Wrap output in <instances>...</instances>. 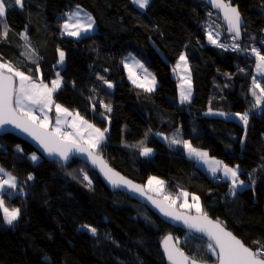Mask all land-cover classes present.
<instances>
[{
	"label": "trees",
	"instance_id": "obj_1",
	"mask_svg": "<svg viewBox=\"0 0 264 264\" xmlns=\"http://www.w3.org/2000/svg\"><path fill=\"white\" fill-rule=\"evenodd\" d=\"M225 1L243 17L241 41L233 40L219 14L200 0H149L143 9L132 0H23L22 8L11 0L0 18V61L49 86L59 73L54 103L108 129L97 154L109 165L143 184L151 176L160 178V196L184 191L199 197L206 214L255 250L264 245V102L253 107L255 58L249 49L256 46L264 55V0ZM76 6L88 10L95 24L93 32L79 38L61 31ZM206 25L219 31L220 43L236 44L241 52L211 44ZM59 50L64 51L62 67ZM181 54L192 90L185 103L175 69ZM128 55L154 75L152 91L128 80L123 68ZM258 79L264 85V76ZM208 110L224 114L212 116ZM51 113L56 115L54 108ZM229 113H248L247 124ZM177 128L193 146L238 165L239 179L247 180L244 188L233 193L230 179L208 175L196 157L160 137ZM141 142L152 149L150 155L142 156L141 148L134 147ZM35 152L14 135L0 136V167L18 186L12 198L0 195L6 206L20 209L12 225L0 213V264H166L159 243L168 234L189 256L216 261L204 237L174 227L126 193L110 190L84 161L73 158L62 165L36 152L34 162L29 155Z\"/></svg>",
	"mask_w": 264,
	"mask_h": 264
},
{
	"label": "snow or ice",
	"instance_id": "obj_2",
	"mask_svg": "<svg viewBox=\"0 0 264 264\" xmlns=\"http://www.w3.org/2000/svg\"><path fill=\"white\" fill-rule=\"evenodd\" d=\"M132 3L137 5L139 8H145L149 0H132ZM11 4V0H0V18L6 16V8ZM16 6L23 7V0H14ZM211 6L219 9L224 19L228 24V30L234 33L233 40H238L240 37V25L241 18L238 10L231 6L229 3H225L224 0H211ZM93 21L90 15L86 18H81L79 12H72L68 15L62 25V30L69 36L80 37L82 34L90 32L92 30ZM4 37L7 36V28L5 27L2 33ZM218 35V34H217ZM21 38L27 40V36L23 33ZM208 39L211 43L217 44V40L213 38L211 32L208 34ZM218 47H224L222 44H217ZM233 50L238 49V45H232ZM252 55L256 58V72L259 76H264V55L261 51L252 48ZM60 61L64 60V53L59 52ZM183 62L186 68V58L183 54L180 55L177 67ZM136 67L143 69V65L136 62ZM125 68L129 69V79L137 84L138 87H144L147 91L153 90L155 84V78L151 81H145L147 83H137V79L134 78L135 73L128 64H125ZM38 70V69H37ZM147 72L146 69H144ZM243 71V70H242ZM150 75V74H149ZM103 79V77H100ZM189 81L188 89L185 90L182 87L181 90V102L189 100L191 96V85H190V74L186 78ZM108 87L112 85L105 81ZM61 86V79L59 73L57 78L51 82V87L44 84L43 81L36 83L32 77L25 75L24 72L17 70L10 63H0V128L6 125H11L15 129H19L21 132L26 133L32 137L39 146L49 156H57L60 160L66 161L69 159V155L72 152L86 153L89 160L94 165L100 166L101 172L104 173L105 178L109 180L114 186L119 183L125 186L131 187L133 191L140 192L141 195H145L142 188L137 185H133L131 181L125 180L123 177H119L118 173L112 171L107 167V164L102 158L96 155L101 143L105 139V133L108 131L107 128L101 130L88 121L84 120L78 113L73 115L68 109L62 107L60 104H54L53 93ZM252 96L255 98V104L253 107H260L261 103L264 102V85L253 77L252 87L250 88ZM102 106L106 111H111L110 105L103 104ZM53 106L56 110L55 125L53 126L50 122L49 112ZM223 115V113H220ZM239 119L246 125L248 122V113L237 114ZM72 116V120L68 121V117ZM71 129V131H67ZM171 144L183 143L184 149L190 156H195L199 159H203L206 163L208 162V153L199 151L192 147L188 141H179L172 139ZM140 147V155L148 156L151 154L152 149L143 147L142 142L140 145L134 147ZM32 161H36L38 157L32 154L30 157ZM210 171L215 174L217 171H222L224 176L232 181V191L235 192L238 184L242 185L243 181L239 180L238 169L228 167L221 161H212L210 165ZM0 173H3L6 178H0V193H6L9 198H12L17 192L16 178L10 173L5 172L3 168H0ZM118 177V179H114ZM33 177L29 175L28 179L31 180ZM84 180H87L89 185L91 181L85 174ZM149 186L155 184L158 187L151 189L156 191L159 195L163 191L164 182L158 180L156 177H150L148 181ZM11 189L12 191H7ZM22 193L23 189H19ZM189 193L179 192L176 197L168 195L164 196L163 201L153 199L148 196V199L157 207L160 212L173 220L182 221L190 230L195 232L203 233L208 237L207 250L215 257L216 264H264V245H261L255 251L245 246V244L234 236L231 232L227 231L220 221H212L209 219L207 214L203 211L199 197L193 195L191 197L192 203L188 202ZM183 198V203L179 205L181 209L187 211L178 212L175 210L177 202ZM195 210L196 215H191L190 211ZM0 213H2L3 222L7 225H12L20 215L19 208H9L6 206L3 195H0ZM93 235L96 234V229L85 225ZM172 237H165L163 246L165 254L171 264H200V262L193 257H189L183 251H181L176 243H171ZM254 243H259L254 242Z\"/></svg>",
	"mask_w": 264,
	"mask_h": 264
},
{
	"label": "water",
	"instance_id": "obj_3",
	"mask_svg": "<svg viewBox=\"0 0 264 264\" xmlns=\"http://www.w3.org/2000/svg\"><path fill=\"white\" fill-rule=\"evenodd\" d=\"M200 1H202L203 3H205V4H206L211 10L216 11V12L219 14L220 21H221V23L223 24V26L225 27V29H226V33L229 34V35H231V36H233L234 33H231V32H229V30H228V24H227V22H226L225 19H224V15H223V13H222L219 9L213 8V7L211 6V0H200ZM224 2L227 3L225 0H224ZM229 4H231V3H229ZM231 6L234 7V8H236V9L238 10L237 6H235V5H233V4H231ZM238 12H239V10H238ZM239 13H240V12H239ZM240 18H241L240 37H239V39L236 40V41H241V40H242V34H243V33H242V29H243V27H244V20H243V17H242V15H241V13H240ZM171 75H172V78H173L174 80H176V76H175V74H174V70L171 72ZM5 134H11V135H14V136H16V137H18V138H20V139H22V140H24V141L29 142V143L32 145V147L34 148V150H35L39 155H41L42 157H44V158H46V159H48V160H54V161H57V162H59V163L62 164V165H66V164H68L73 158H77V159H80V160L84 161L89 167H91L94 171L97 172V174H98L99 177L101 178V180H102V182L104 183V185H105L107 188H109L110 190H113V191H121V192L126 193L130 198H132V199H134V200H136V201H138V202H140V203L146 205V206H147V207H148V208H149L154 214H156V215H157L160 219H162L163 221L169 223L170 225H172V226H174V227H179V228H182V229H184V230H189V231H191V232H193V233H195V234H197V235H200V236L204 237V238L208 241V237H207L206 235H204L203 233L195 232L194 230H190V229H189V228H188V227H187L182 221H179V220H173V219L170 218V217H166V216H164V215L160 212V210H159L157 207H155V205L152 203V201L148 199V196H151L153 199H158V200L163 201V199H164L163 196L156 195V194H154V193H152V192L147 191L143 183L137 182V181H135L134 179H132V178H130V177H127L126 175H124V174H122L121 172H119L118 170H116L114 167H112L111 165H109V164L105 161V159L102 157V155L96 153V155H97L98 157L102 158V160L107 164V167H108V168L112 169L113 172L118 173V174H119V177H123L125 180H127V181H131L133 185H137V186H139L140 188H142V189L144 190V192H145V195H141L140 192H138V191H133V190L131 189V187H129V186H125V185L122 184V183H119V184H117L116 186H114L112 183L109 182L108 179L105 178L104 173L101 172V170H100V166H98V165H94V164L91 162V160L88 159L86 153L72 152V153H70V155H69V159H68V160H66V161H62V160H60L59 157H57V156H49V155H47V153L44 152V150L39 146V144H38L35 140L32 139V137L28 136L26 133L21 132L19 129H15V128H13L11 125H6V126H4L3 128H0V136H3V135H5ZM114 179H118V177H114ZM175 210L178 211V212H184V211H187V210H184V209H180V208H178V207H176V206H175ZM190 214H191V215H196V212H191V211H190ZM207 216L209 217L210 220H212V221H214V222L218 221L217 219H215V218L209 216L208 214H207ZM222 225L225 227V229H226L227 231L231 232L234 236H236V235H235V234H234L229 228H227L223 223H222ZM168 236H171V237H172V241H171V243H176V239L174 238V236H173L172 234L164 235V236L161 238V240H160V243H159V249H160V251H161V253H162V256H163V258H164V260H165V263H166V264H171V262H170V261L168 260V258H167V255L165 254L164 246H163L164 239H165V237H168ZM236 237H237V236H236ZM237 238L240 239L239 237H237ZM240 240H241V239H240ZM241 241H242V240H241ZM245 246H246V245H245ZM177 247H178L181 251H183V250L178 246V244H177ZM247 247H248V246H247ZM249 248H250V247H249ZM250 249H251V248H250ZM252 250H253V249H252ZM253 251H254V250H253ZM183 252H184V251H183ZM184 253H185V252H184ZM185 254H186V253H185ZM186 255H188V254H186ZM188 256H189V255H188ZM189 257H191V256H189ZM197 260L200 262V264H216V261L210 263V262H205V261H202V260H199V259H197Z\"/></svg>",
	"mask_w": 264,
	"mask_h": 264
},
{
	"label": "rangeland",
	"instance_id": "obj_4",
	"mask_svg": "<svg viewBox=\"0 0 264 264\" xmlns=\"http://www.w3.org/2000/svg\"><path fill=\"white\" fill-rule=\"evenodd\" d=\"M79 12L80 13V16H81V18H86V16H88V15H90L91 16V18H92V21H93V26H92V30L90 31V32H87V33H84V34H82L81 36H83V35H85V34H89V33H91V32H93L94 30H95V24H94V20H93V16H92V14L88 11V10H86L85 8H83V7H79V6H76V7H74L70 12H68V14L66 15V19H68V15L69 14H71L72 12ZM65 19V20H66ZM64 20V21H65ZM64 21H63V23H64ZM63 23H62V25H63ZM206 29H207V35L209 34V32H211L212 33V35H213V38L214 39H216L217 40V44H222V45H224V47H222V48H227V49H233L232 48V45H227V44H223V43H219V38H220V34H219V31H217V30H215L212 26H209V25H206ZM61 31H62V33H63V35H66V36H69V35H67L63 30H62V26H61ZM218 34V35H217ZM80 36V37H81ZM69 37H73V36H69ZM208 37V36H207ZM73 38H79V37H73ZM209 40V39H208ZM210 42V41H209ZM211 43V42H210ZM211 44H213V43H211ZM217 44H213V45H215V46H217ZM252 48H256V49H258L256 46H252L250 49H249V53H251V49ZM60 51H62L63 53H64V51L63 50H59L58 51V61H57V64H59V61H60V56H59V52ZM237 52H241L240 51V49H237ZM184 55V54H183ZM251 55H252V53H251ZM263 55V54H262ZM185 56V55H184ZM254 58H255V56L254 55H252ZM138 62L139 60L137 59V58H135L134 56H132V55H128V56H126L125 58H124V60H123V68H124V70H125V75L127 76V78H128V80L132 83V84H134L133 83V81L131 80V79H129V69L128 68H125V64H128L130 67H132V70H133V72L135 73V76H134V78H136L137 79V83H147L146 81H145V77L147 76V81H151V79L154 77V75L151 73V71L145 66V64L143 63V62H141V61H139L140 63L139 64H142L143 65V69H141V68H139V67H136L135 65H136V61ZM179 61V60H178ZM178 61L176 62V64H175V69H178V72H179V74H180V76H181V79H180V82L178 83V89H179V93H181V90H182V88H181V84H183V83H187L185 80L186 79H184V77L185 76H187V74H189V66H188V63H186V68H187V71H185V64L183 63V62H181L180 63V66L179 67H177V64H178ZM255 63L253 64L254 65V74H253V76H252V79L251 80H253V77H256V79L257 80H259L258 78L260 77L259 75H257V72H256V58H255ZM63 62H64V60H63ZM186 62H187V60H186ZM0 63H3V62H1L0 61ZM144 69H146L147 70V72H145L144 71ZM150 74V75H149ZM57 77H55L53 80H55ZM155 78V77H154ZM184 79V80H183ZM52 80V81H53ZM34 82H36V83H40L41 82V80H33ZM43 83L44 84H47L48 85V83H46V82H44L43 81ZM134 85H137V84H134ZM155 85H156V80H155V84L152 86L153 88L155 87ZM49 86V85H48ZM49 87H51V86H49ZM142 88H144V87H142ZM144 89H146V88H144ZM54 101V100H53ZM182 103V102H181ZM183 103H185V102H183ZM262 104V103H261ZM63 107V106H62ZM260 108V107H259ZM258 108V111L260 110ZM52 111H50L49 112V116L51 117L52 116V113H51ZM55 113H56V110H55ZM208 113H209V115H212V116H214V115H220V113H222L221 111H217V110H208ZM224 114V113H223ZM226 114V113H225ZM237 114H240V113H229L228 114V117L230 116L231 118H233V119H236V120H240L239 119V116L237 115ZM221 116V115H220ZM90 124V123H89ZM66 130H67V128H66ZM68 131V130H67ZM161 135V137L163 138V140H165L168 144H171L170 143V141L172 140V139H177V140H179V141H181V142H183V141H188L189 143H190V141L189 140H185V139H183L181 136H180V134H179V128H177V129H175V130H173L172 132H170V133H168V134H164V133H162V134H160ZM191 144V143H190ZM179 147H181L183 150H184V152L186 153V154H188V152L184 149V147H183V143H179V144H177ZM192 145V144H191ZM192 147L193 148H195V149H197V150H199V151H202V152H207L205 149H202V148H197V147H195V146H193L192 145ZM32 154H37L36 152L35 153H31L30 155H29V157H31L32 156ZM37 156V155H36ZM207 159H208V162L206 163L203 159H199V158H195V160L197 161V163L198 164H200L201 166H203V170L208 174V175H210V176H214V177H218L219 176V172L220 171H217L215 174H213V172L212 171H210V165H211V162L212 161H221L222 162V160L221 159H219V158H217V157H214V156H210L209 154H208V157H207ZM223 164H225V163H223ZM228 167H231V168H237L238 169V173H239V166L238 165H228V164H226ZM1 168V167H0ZM5 172H7V171H5ZM8 173V172H7ZM223 173V172H222ZM13 176V175H12ZM1 177H4V178H6L5 176H4V174L3 173H0V178ZM151 177H155V176H151ZM150 178V177H149ZM149 178H148V180L144 183V186H145V188H146V190L147 191H149V192H152V193H154V194H156V195H158L157 194V192L156 191H153V190H151V189H155V188H157L158 186L157 185H155V184H153V185H151V186H149V184H148V181H149ZM158 180H161L160 178H158V177H156ZM240 181H243V182H245V181H247V180H242V179H239ZM162 181V180H161ZM163 187H164V185H163ZM237 188H244V186H239V187H237ZM160 195V194H159ZM169 195V194H168ZM193 196V195H192ZM191 196V197H192ZM180 200H182V201H178L177 203L178 204H176V206L178 207V208H180L179 207V205L180 204H182L183 203V198H181ZM188 202L189 203H192L193 201H192V199L188 196ZM199 203H200V201H199ZM181 209V208H180ZM184 210H186V209H184ZM195 212V210L193 209V210H191V212ZM256 250V249H255Z\"/></svg>",
	"mask_w": 264,
	"mask_h": 264
},
{
	"label": "crops",
	"instance_id": "obj_5",
	"mask_svg": "<svg viewBox=\"0 0 264 264\" xmlns=\"http://www.w3.org/2000/svg\"><path fill=\"white\" fill-rule=\"evenodd\" d=\"M220 43V42H219ZM136 61V60H135ZM137 62V61H136ZM139 62V61H138ZM63 63L64 62H59V65L62 67L63 66ZM140 63V62H139ZM186 82L188 81L187 79L185 80ZM188 84H189V82H187V83H183V84H181L182 86H181V88L183 87V89H185V90H187L188 89ZM190 91H191V94H192V90H191V88H190ZM181 93H179V95H180ZM191 99V96H190V98H189V100ZM180 100H181V95H180ZM189 100H187V101H189ZM187 101H184V102H187ZM55 104V103H54ZM53 108H54V111H55V107L53 106ZM52 111V110H51ZM73 115H75V114H73ZM50 117V116H49ZM70 118H71V120H72V116H69ZM55 119H56V115L53 117V116H51L50 117V122H51V124L54 126L55 125ZM69 119V118H68ZM70 120V121H71ZM71 130V129H70ZM160 137H161V135H160ZM162 138V137H161ZM163 139V138H162ZM188 156H190L189 154H187ZM190 157H193V158H195V156H190ZM203 167V166H202ZM221 175V177L222 178H227V177H225L224 176V174L222 173V171H220L219 172V176ZM227 179H229V178H227ZM243 184H244V182H243ZM239 186H242V185H239L238 184V186L237 187H239Z\"/></svg>",
	"mask_w": 264,
	"mask_h": 264
},
{
	"label": "built area",
	"instance_id": "obj_6",
	"mask_svg": "<svg viewBox=\"0 0 264 264\" xmlns=\"http://www.w3.org/2000/svg\"><path fill=\"white\" fill-rule=\"evenodd\" d=\"M68 131H71L70 129H67ZM255 251V250H254Z\"/></svg>",
	"mask_w": 264,
	"mask_h": 264
}]
</instances>
